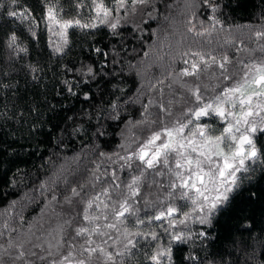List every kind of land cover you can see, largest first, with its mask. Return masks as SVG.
Instances as JSON below:
<instances>
[{
	"label": "trees",
	"instance_id": "1",
	"mask_svg": "<svg viewBox=\"0 0 264 264\" xmlns=\"http://www.w3.org/2000/svg\"><path fill=\"white\" fill-rule=\"evenodd\" d=\"M104 2L110 6V0ZM0 3L8 10L27 8L38 21L44 14L42 0ZM213 3L220 5L215 28L211 9L203 0H150L146 6L138 5L135 13H114L121 17L115 32L103 25L69 29V43L62 53L53 51L43 22L33 38L28 21L9 17L0 9V264L60 260L69 250L67 241L74 236V229L87 225L78 215L83 207L79 201L92 191L93 173L100 175L107 170L109 175L102 180L110 179L111 170L119 169L114 153L128 154L137 147V140L143 141L150 134L147 124L138 122L169 119L161 114V104L170 107L173 117L179 116L191 106L188 89L195 84L201 85L202 93L204 85L230 84L232 81L220 76L218 67L224 56L230 61L228 73L236 76L242 74L243 64L264 60V36L255 35L264 31V0ZM84 4L80 18L90 23L91 5L88 0ZM60 5L65 19L76 16L68 0H60ZM12 34L27 52L9 46ZM193 52L203 53L211 65L205 69L200 64L199 79L179 75L186 67L190 70L185 60L199 62ZM88 67L93 68L91 76L86 74ZM262 144L264 141L257 140L258 147ZM138 164L133 160L130 169L117 171L121 189L123 182L130 181V173L139 174ZM152 179L148 175L141 189L142 194H150V200L161 194L156 184L148 187ZM155 179L167 181L166 177ZM95 183L99 190L102 181ZM73 187L78 191L83 187L81 196H72ZM66 197H71V204ZM139 206L143 217L142 201ZM134 219L128 220L130 231H136ZM5 223L8 228L3 227ZM139 227L145 232L161 231L155 224L152 229ZM195 228L200 230L201 226ZM61 229L65 243L59 253L53 247L54 255L50 256L48 245L56 244ZM203 230L208 233L206 238L187 245L173 244L174 264H191L185 259L189 255L197 256L200 264H264V168H256L251 179L233 194L228 210ZM93 239L100 242L99 237ZM74 242L82 243L83 239ZM20 244L26 253L23 259H17ZM155 244L150 238L140 240L132 249L133 255L125 256V264H151L146 257Z\"/></svg>",
	"mask_w": 264,
	"mask_h": 264
},
{
	"label": "snow or ice",
	"instance_id": "2",
	"mask_svg": "<svg viewBox=\"0 0 264 264\" xmlns=\"http://www.w3.org/2000/svg\"><path fill=\"white\" fill-rule=\"evenodd\" d=\"M42 2L44 14L39 21L27 8L8 10L4 3H0V9L9 17L28 21V31L33 38H37L35 29L40 28V22H43V31L49 36V41L52 36L58 37L53 51L62 53L69 43V29H96L103 25L115 32L120 26L121 17L114 13L118 14L121 10L135 13L138 5L146 6L150 0H110V6L104 0H88L92 12L90 23H84L80 18V9L85 7L84 0H68L76 10V16L69 19L64 18V7L60 5V0H55V3L53 0ZM8 3L16 5L18 0H8ZM203 3L211 9L212 27L215 28L219 23L215 13L220 10V5L213 3V0H203ZM68 15L71 16V12ZM196 34L204 35L205 32ZM255 35L258 38L264 36V31H257ZM9 46L27 52L26 48L19 47L15 34L9 37ZM191 55L198 57L199 62L185 60V64L190 63V70L186 67L179 75L199 79L200 64L205 69L211 65L203 53L193 52ZM211 60L217 63L215 57H211ZM229 63V58L224 56L218 67L222 70L220 76L224 81H232L230 84L204 85L203 93L201 85L195 84L188 89L191 106L182 110L179 116L173 117L170 107L161 104V114L169 119L138 122L147 124L150 134L143 141L137 140V147L128 154L121 156L114 153L117 156L114 163L119 164V169L111 170L110 179L102 180V177L109 175L107 170L100 175L93 173L92 191L79 201L83 207L78 215L87 225L74 229V236L67 241V254L62 255L60 260H51L50 264H94V261L95 264H125V256L133 255L132 249L138 246L140 240L149 238L156 242L152 254L146 257L151 264H174L173 244L187 245L208 236L203 227H211L213 219L228 210L233 194L245 180L251 179L257 167L264 168V144L257 146V140L264 141V60L243 64L242 74L238 76L228 73ZM86 74L93 75V68L88 67ZM68 91L72 92L71 86ZM85 98L88 99L87 96ZM111 107L115 110L117 106L113 103ZM103 134L97 133L100 136ZM107 159L111 161V156ZM133 160L139 162V174L130 173V181L123 182L124 189H121L117 182V171H123L125 167L130 169ZM99 168L97 165V172ZM148 175L153 178L148 187L156 184L162 194H157L152 200L148 192L142 194L141 191ZM156 177H166L167 181L160 183ZM96 181H102L99 190H96ZM70 191L72 196H81L83 187L81 191L75 187ZM53 199L56 197L53 196ZM65 199L67 203H72L71 197ZM141 201L145 212L143 217L139 215ZM132 217L135 218L133 224L137 226L136 231H130L127 226ZM154 224L161 230L160 233L154 229L145 232L139 227L145 225L152 229ZM196 225L201 229L196 230ZM3 227L8 228L7 223ZM62 231L55 245L49 243L48 255H54L51 251L53 247L57 253L63 247L65 239ZM113 232L117 235L113 236ZM94 236L99 237L100 242L94 240ZM77 238H82L83 242L75 243ZM121 244L122 247L119 246ZM9 246H12L11 240ZM18 247L21 250L17 259H23L26 255L23 244ZM109 248L114 250L109 251ZM31 255L36 253L32 252ZM40 259L45 257L41 256ZM185 259L191 264H200L195 255L186 256Z\"/></svg>",
	"mask_w": 264,
	"mask_h": 264
},
{
	"label": "rangeland",
	"instance_id": "3",
	"mask_svg": "<svg viewBox=\"0 0 264 264\" xmlns=\"http://www.w3.org/2000/svg\"><path fill=\"white\" fill-rule=\"evenodd\" d=\"M57 41H58V37H56V36H52V37H51L52 48L55 47ZM213 127H217V126H213Z\"/></svg>",
	"mask_w": 264,
	"mask_h": 264
}]
</instances>
